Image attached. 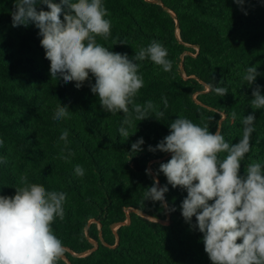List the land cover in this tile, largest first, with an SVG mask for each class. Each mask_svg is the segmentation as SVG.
<instances>
[{"label": "trees", "instance_id": "obj_1", "mask_svg": "<svg viewBox=\"0 0 264 264\" xmlns=\"http://www.w3.org/2000/svg\"><path fill=\"white\" fill-rule=\"evenodd\" d=\"M14 2L0 0V157L6 159L0 163V195L14 196L22 175L67 194L64 219L52 224L65 247L58 264H211L203 234L181 215L185 190L168 185L165 199L174 212L144 199L159 165L171 158L148 147L169 134L178 116L207 124L236 143L243 117L254 114L251 150L240 174L252 161L264 164V109L250 106L257 85L264 95V0L242 5L234 0H102L112 27L109 39L97 37L98 43L131 58L157 40L173 63L164 72L149 59L138 62L145 83L135 102L151 100L164 116L157 120L150 112L152 117L134 119L129 132L135 133L127 140L118 131L123 114L103 111L88 82L77 89L74 82L51 80L39 30L34 24L12 26ZM37 9L48 10L43 4ZM249 66L260 73L252 85L243 80ZM210 85L229 92L218 96ZM59 103L70 109L69 119H53ZM64 129L67 147L59 139ZM141 137L143 150L131 152ZM76 165L84 168L82 177L75 174ZM158 179L160 186L167 184L163 173Z\"/></svg>", "mask_w": 264, "mask_h": 264}, {"label": "clouds", "instance_id": "obj_2", "mask_svg": "<svg viewBox=\"0 0 264 264\" xmlns=\"http://www.w3.org/2000/svg\"><path fill=\"white\" fill-rule=\"evenodd\" d=\"M234 2L242 5L244 0ZM38 4L46 5L48 10H38ZM11 15L13 27L34 24L39 30L40 44L50 61L51 80L74 82L77 89L88 82L103 111L123 114L118 131L125 140L135 133L129 132L134 119L152 117L150 112L157 120L164 116L153 101L141 105L135 97L145 83L138 62L149 59L164 72H170L173 63L167 58L168 50L152 40L129 58L127 53L110 51L111 47L98 43L97 37L109 39L112 27L102 0H15ZM259 75L257 66H249L243 80L252 85ZM209 87L221 97L229 92L224 86ZM161 101L166 108L167 99L162 96ZM250 106L253 110L264 109L259 85L252 90ZM232 115L235 117V113ZM70 116L68 106L59 103L53 119ZM255 121L254 114L244 116L241 138L230 143L219 130L213 133L207 124L201 126L178 116L169 124V134L155 147H148L150 152L169 153L171 158L159 165L152 185L145 189L144 199L160 202L162 208L174 212L176 209L165 199L168 185L185 190L181 215L191 228L203 234L204 250L211 264H264V164L252 161L244 167V175L240 174L241 162L251 150ZM68 136V130H62L59 139L65 147ZM144 143L139 138L131 145V152L142 151ZM3 144L0 139V147ZM221 153L226 155L221 158ZM0 163H6V159L0 157ZM145 171L152 176L151 169ZM74 172L82 177L85 170L76 165ZM160 173L167 180L163 186L159 184ZM66 195L30 183L26 175L19 177L14 196L0 195V264H58L65 247L52 224L57 218L64 219Z\"/></svg>", "mask_w": 264, "mask_h": 264}, {"label": "rangeland", "instance_id": "obj_3", "mask_svg": "<svg viewBox=\"0 0 264 264\" xmlns=\"http://www.w3.org/2000/svg\"><path fill=\"white\" fill-rule=\"evenodd\" d=\"M118 228V226L115 228V230Z\"/></svg>", "mask_w": 264, "mask_h": 264}, {"label": "water", "instance_id": "obj_4", "mask_svg": "<svg viewBox=\"0 0 264 264\" xmlns=\"http://www.w3.org/2000/svg\"><path fill=\"white\" fill-rule=\"evenodd\" d=\"M128 222H129V220L126 223H128Z\"/></svg>", "mask_w": 264, "mask_h": 264}]
</instances>
